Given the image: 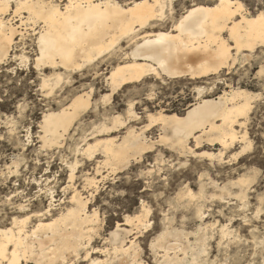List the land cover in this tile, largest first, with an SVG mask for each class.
Returning a JSON list of instances; mask_svg holds the SVG:
<instances>
[{"label":"bare ground","instance_id":"1","mask_svg":"<svg viewBox=\"0 0 264 264\" xmlns=\"http://www.w3.org/2000/svg\"><path fill=\"white\" fill-rule=\"evenodd\" d=\"M76 2L85 6L89 3L95 5L103 3L105 7L78 9L73 12L70 22H58L59 28H63L65 35L69 37L67 43L71 51L66 61H52L38 72L42 75L40 80L43 89L47 87L50 92H53L62 81L70 80L74 74L84 70L88 69V72L98 75L101 70L97 68L102 65L111 68L103 79L112 92L150 75L157 77L164 75L168 78H202L218 72L228 65L231 59L235 60L236 56L244 51L241 49L234 54L231 50H226L224 43L226 38L223 32L218 30L219 26H213L214 17L210 18L211 10L216 7L215 4L192 5L176 18L171 26L167 27L168 29H158V22L167 17L168 0H76ZM15 3L16 0H4L3 4H0V60H7L14 48L20 44L22 46L20 59L26 58L25 64L28 66V60L31 58L26 54L27 49L24 44L20 42L21 32L24 36L28 35V26L19 17H23L25 21L29 17L24 12H20L18 17L16 8L12 7ZM9 11L12 13L10 16L6 15ZM73 30L75 37L71 39ZM228 48L231 49V46ZM32 67L36 70L34 63ZM47 68L51 72L44 74L43 70ZM91 88L89 91L78 92L71 101L69 100L70 102L43 115L39 122L38 149L41 152L52 153L55 148H61L67 140L74 141L76 135H79L78 138L81 137L86 145L83 147L82 143L81 145L77 142L71 143L75 154L90 159L95 156L96 151H100L104 159H98L91 173L86 170L84 164L80 165L82 161L77 158L68 164L69 181L62 186L61 192L64 197L61 198H58L55 185L49 187L51 186L49 176L43 181L41 179L38 181L36 175L32 174L29 180L39 184L38 194L50 196L47 205L39 200L38 209H34L35 205L32 204L33 200H38V198L32 199L36 195L25 193L20 184L22 177L26 176L21 171L20 163L18 161H13L12 164L3 163V168L0 169V189L10 190L11 182L15 187L5 195L3 202V206L11 210L12 217L8 224L0 223V264H4L5 258L8 264H12V261H15V264H63L69 250L77 255L82 252L88 257L87 264H144L139 257V245L136 239L138 235H142V231L147 226V217L134 219L140 217V212L126 215L124 221L118 223L116 228L111 230L110 236L106 237L108 246L97 248L92 246V241L97 234L98 212L91 211L89 204L91 198L98 194L99 183L107 178V172L103 175V168L107 167L118 172L128 167L131 157L153 148L156 140L149 143L150 140L145 132L137 130L135 126L128 127L123 136L112 135L119 127H124L128 121L131 122L136 118L132 109H129L128 118L124 119L121 115H117L111 119V123L104 122L97 129L95 128V131L90 132L89 135L85 133L84 136L80 119L92 105L93 89ZM108 95H105V98ZM109 98L107 97L108 100ZM250 98L251 95L247 91L237 88L217 98L199 97L188 107L184 115L161 112L157 118L151 117L154 122L162 121L163 133L158 138L161 142L167 141L180 150H189L192 153L194 150L189 146L190 139L194 140L197 148L206 137L209 141H217L223 149H227L238 137L236 126L241 127L246 124L239 120V116L248 113ZM97 106L98 103H95V109ZM14 129L12 128V131ZM28 137L30 138V135ZM93 138L94 142L90 143L88 140ZM71 145L68 148H71ZM222 150L218 151L217 156H222L221 154L224 153ZM24 156L22 158L26 157ZM35 159L40 163L39 157ZM25 179L27 182L28 177L26 176ZM248 181L246 176H242L237 183L246 187ZM43 183L45 187H42ZM243 195L246 197V191ZM178 196L181 200L185 196L192 200L198 195L188 189ZM196 207L199 215L202 207L198 203ZM198 238L197 242L200 244V237ZM153 246L163 252L160 264L187 262L184 256L186 254L184 242L180 239L168 240L160 236ZM92 254H101L106 258H94L91 257ZM111 257H113L112 261H110Z\"/></svg>","mask_w":264,"mask_h":264},{"label":"rangeland","instance_id":"2","mask_svg":"<svg viewBox=\"0 0 264 264\" xmlns=\"http://www.w3.org/2000/svg\"><path fill=\"white\" fill-rule=\"evenodd\" d=\"M195 4L213 5L214 3L211 0H168V8L172 12L167 8V17L162 20L163 22H158L157 28L168 29L176 18ZM27 41L28 47L25 52L32 60L34 53L30 50L33 42L30 38ZM17 47L4 61V70L0 71V169L5 163L12 164L13 161L20 163L22 173L28 177L27 182L26 176L22 177L20 181L22 189L31 196L36 195L32 199L38 198L32 202L35 205L34 209H38L39 200L47 205L50 196L38 194L39 184L29 180L32 174L36 175L38 181L40 179L43 181L49 176L51 181L49 187L55 185L58 198H61L64 197L61 192L62 186L69 181L68 164L77 158L83 162L80 161V165L84 164L86 170L91 173L98 159H104L100 151H96L95 156L90 159L75 154L71 143L77 142L80 145L82 143L83 147L86 145L81 137L78 138L79 135H76L74 141L67 140V143L65 142L61 148H55L52 153L41 152L38 149L39 122L43 115L70 102L78 92L89 91L92 85L94 95H92V105L80 119L84 136L85 133L89 135L90 132L95 131L104 122L111 123V119L117 115H121L124 119L128 118L129 109H132L136 118L131 122L128 121L124 127H119L112 135L123 136L128 127L135 126L137 130L145 132L150 140L149 143L156 140L153 148L131 157L128 167L118 172L107 167L103 168V175L107 172L108 179L99 183L98 194L95 193L89 204V209L96 210L99 218L98 235L94 236L92 246L107 247L106 237L110 236L118 223L124 221L126 215L138 212V203L135 202L143 200L152 208L151 216L147 217V226L142 231V235H138L136 239L139 245V257L144 264H160L163 252L153 246L160 236L168 240H182L186 253L184 256L188 264H264V208H262L264 79L259 75L260 52L253 54L244 50L218 72L202 78H168L164 75L158 77L150 75L143 78L144 80L124 85L115 92L111 91L110 86L103 79L111 68L102 65L97 68L101 70L98 75H93L88 69L84 70L74 74L72 79L62 81L53 92H50L47 87L46 91L43 89L40 80L42 75L32 67L33 64L31 66L25 64L26 66L13 75L7 73V65L11 64L15 67L17 58L22 54V46L19 44ZM232 52L235 54L236 51ZM43 72L49 74L51 70L47 68ZM237 88L244 89L251 95L250 108L246 115L239 116V120L246 124L241 127L236 126L238 137L229 148L223 149L220 143L211 142L206 137L196 148L194 140L190 139L189 146L193 147L194 151L189 155L191 153L189 150H180L171 143L161 142L158 139L163 133L162 121L154 122L151 116L157 118L161 112L184 115L188 107L199 97L217 98ZM107 94L109 95L105 98ZM95 103H98L97 109L94 107ZM21 104H23V115L20 112ZM12 128L15 129L12 131ZM88 141L94 142V138ZM69 145L71 148H68ZM220 150L224 153L221 154L222 156H217ZM20 153L21 157H19ZM209 153L214 155L210 156ZM23 156L26 159L22 158ZM37 157L40 163L35 159ZM183 165L188 166L182 167ZM152 168H156L157 173L164 172L172 177L171 182L160 189L162 193L160 199H157L155 192L141 191L143 181L140 174ZM242 176L249 179L246 187L237 183ZM97 177L100 179L99 176ZM9 187L10 190L0 189V223L2 224H8L12 217L11 210L3 206L5 195L14 190V183L11 182ZM42 187H45V183ZM188 189L198 196L192 200L185 196L181 200L178 195ZM244 189L246 197L243 195ZM173 199L176 201L175 204H172ZM197 203L202 207L199 215L196 212ZM198 237L200 244L197 242ZM92 256L106 258L101 254H92ZM110 259L112 261L113 257Z\"/></svg>","mask_w":264,"mask_h":264},{"label":"snow or ice","instance_id":"3","mask_svg":"<svg viewBox=\"0 0 264 264\" xmlns=\"http://www.w3.org/2000/svg\"><path fill=\"white\" fill-rule=\"evenodd\" d=\"M4 0H0L3 4ZM216 5L211 10L210 18H213V26H219V31L223 32L227 38L224 43L226 50L237 51L241 49L247 52H260V73L264 79V0H211ZM16 8L17 16L20 12H24L29 18L25 21L23 17L20 20L28 26V35L24 36L21 32V43L27 48L26 41L30 38L33 42L32 52L33 59L28 60L29 66L35 64L36 71L40 70L52 61L67 60L71 49L67 40L69 37L65 35V30L59 28L58 22H70L72 14L78 9L87 7L88 9H102L105 7L103 3L95 5L92 3L86 6L83 3H77L76 0H16L12 5ZM6 15H12L9 11ZM75 31L73 30L71 39H74ZM228 46H232L231 49ZM258 46V47H257ZM26 59V58H25ZM25 59L17 58L16 65H7L6 71L13 75L19 69L25 66ZM4 60H0V71L4 70ZM47 79V78H44ZM46 91V87H45ZM21 115H23V104L20 106ZM192 155V153H189ZM183 165L182 167H187ZM143 181L142 192H155L157 199L161 198L160 189L165 184L171 182L172 177L164 172L157 173L156 168L149 169L141 174ZM113 195H118L113 193ZM11 199V197H9ZM264 201V198H262ZM138 203L137 211L140 212L141 219L151 216L152 208L146 201ZM176 201L173 199L172 204ZM264 208V203H262ZM248 223V221H244ZM12 243V241H9ZM27 249H25V252ZM88 257L81 252L77 255L72 250L67 253V258L63 264H87ZM4 264H8L7 258ZM15 264V261H12Z\"/></svg>","mask_w":264,"mask_h":264}]
</instances>
